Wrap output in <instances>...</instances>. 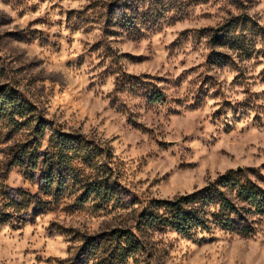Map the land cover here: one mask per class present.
I'll list each match as a JSON object with an SVG mask.
<instances>
[{
	"label": "rangeland",
	"instance_id": "1",
	"mask_svg": "<svg viewBox=\"0 0 264 264\" xmlns=\"http://www.w3.org/2000/svg\"><path fill=\"white\" fill-rule=\"evenodd\" d=\"M5 90L0 264H264V212L216 185L264 189V0H0ZM213 184L243 220L141 221Z\"/></svg>",
	"mask_w": 264,
	"mask_h": 264
},
{
	"label": "trees",
	"instance_id": "2",
	"mask_svg": "<svg viewBox=\"0 0 264 264\" xmlns=\"http://www.w3.org/2000/svg\"><path fill=\"white\" fill-rule=\"evenodd\" d=\"M158 95L153 94L151 101H157ZM27 106L21 102V98L17 99L9 90L0 91V115L12 119L14 115H20ZM66 141L65 144L59 146V151L55 152L56 158L52 159V163H46L50 167V175L45 178L44 182L51 188L53 183L61 181V172L66 159L62 152L64 147L70 146ZM26 151V150H22ZM26 153V152H23ZM32 169L37 167V158L28 157L24 161ZM47 162H49L47 160ZM54 163V164H53ZM61 164V165H60ZM67 169V168H66ZM219 176L216 185L235 190L238 197L244 201L249 207L246 209L248 213L264 212V189L249 181L246 184L240 183L235 177H229L228 173ZM97 194H101L103 188L95 187L93 189ZM153 204L156 209H161L160 215L144 214L142 222L147 226H152L158 219L168 226H171L177 232L185 236H190L197 231H204L209 229V223L212 222L222 227L233 226L237 221L244 219L242 210L236 203H234L228 195L216 188L198 190L184 195H178L172 199H154ZM207 207L214 208V218L211 220L207 217ZM243 230V229H242Z\"/></svg>",
	"mask_w": 264,
	"mask_h": 264
}]
</instances>
